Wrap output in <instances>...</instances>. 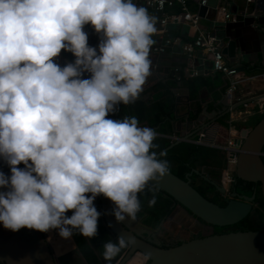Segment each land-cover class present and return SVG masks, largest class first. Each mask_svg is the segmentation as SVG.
<instances>
[{"label":"clouds","instance_id":"clouds-1","mask_svg":"<svg viewBox=\"0 0 264 264\" xmlns=\"http://www.w3.org/2000/svg\"><path fill=\"white\" fill-rule=\"evenodd\" d=\"M85 25L99 34L98 45H89ZM156 31L155 18L134 0H0L5 229L93 238L100 195L113 202L117 223L137 219L139 194L153 191L150 182L162 180L169 163L152 151L155 129L135 116H109L143 92ZM62 50L75 57L63 67L54 60ZM155 202L153 191L148 205ZM133 243L122 234L108 240L103 260L111 264Z\"/></svg>","mask_w":264,"mask_h":264},{"label":"water","instance_id":"water-1","mask_svg":"<svg viewBox=\"0 0 264 264\" xmlns=\"http://www.w3.org/2000/svg\"><path fill=\"white\" fill-rule=\"evenodd\" d=\"M203 1L195 0L199 6L198 15L207 24V28L204 29L206 31L210 29L221 40L220 46L223 55L231 63L239 60L237 64L239 72L264 71V62L262 63L263 68H255L251 58L248 59L250 66L248 68L243 66L246 54L243 43L233 36L236 27L220 22L218 11L209 7L208 0L206 6H200ZM134 2L137 5L141 4V0H134ZM250 5L253 6V11L247 15L244 23L258 22L261 24L260 26H264V0H257L255 4L251 2ZM87 28H91L90 25H85L84 29ZM263 100L264 94L237 103L232 110ZM226 105L228 106V104ZM202 119L199 116L197 120L201 121ZM197 125L198 123L195 124V126ZM196 133L177 139L161 152L166 153L183 142L189 143L190 138ZM240 136L242 145L236 159L235 176L246 183L260 184V193L264 200V117L254 127L242 129ZM161 152L157 153L158 158ZM18 167H24V165L21 164ZM0 171L10 175L9 167L2 160H0ZM195 173L211 182L207 175H203L197 170ZM191 176L192 174H189L187 179L183 180L169 171L162 180L150 182V186L170 196L178 207L190 214L200 226L206 224L211 229L234 226L253 214L256 207L255 192L250 197L231 198L225 207H221L206 199L191 185L189 179ZM218 189L223 195L226 193L221 184H218ZM94 204L100 206L104 226L114 235V240L121 234L134 240L133 244L126 247L127 252L116 264H127L138 254L142 256L147 254L148 262L146 264H264V232L239 231L207 235L164 248L156 235L152 240L148 238L150 234L141 229L143 224L141 226L138 219L117 223L115 217L110 214L114 205L108 198L100 195ZM81 259L84 264H87L83 255H81ZM0 263L57 264V261L42 232L28 228L13 232L5 229L0 223Z\"/></svg>","mask_w":264,"mask_h":264},{"label":"crops","instance_id":"crops-1","mask_svg":"<svg viewBox=\"0 0 264 264\" xmlns=\"http://www.w3.org/2000/svg\"><path fill=\"white\" fill-rule=\"evenodd\" d=\"M188 1L190 9L192 11H198L199 6L195 0ZM217 1V7L223 6L228 13L238 16V22L226 21L221 14L218 15V20L236 27V30L233 31V36L243 43V49L246 54L243 66L248 68L250 66L248 59L251 58L252 61H254L252 63L255 68H263L264 26H260L261 24L258 22L250 24L244 23L247 15L253 11V6L250 5L251 2L255 4L257 0ZM139 6L146 8L145 0H141ZM201 24L202 27L207 28V24L204 21H201ZM90 27L91 28L84 30L89 34V45L96 46L100 37L99 34L95 33L91 25ZM196 32L195 28H190L187 25L172 27V32H170L169 35L171 37L181 38L182 43L169 47L167 52L161 56H152L150 58L152 62L151 65L156 64L157 69L154 70L152 67L150 68L151 74L147 78L143 86L144 90L137 100H145L147 102L151 99V94H145L144 92L150 89L155 83H166L177 79L179 82L177 83V87L173 89V93L177 98V104L173 114L176 130L181 132L182 138L197 132L190 140L195 137L198 139L200 135L205 134L204 141L206 142H224L226 138L235 135V132H230L231 127L235 126L237 131H241L244 128H252L261 115L257 114L249 117L243 123H231L230 105L226 99V86L222 76L211 71V62L209 59L204 60L206 57L204 58L203 52L198 51L193 59H190L183 51V44L192 43L195 39ZM208 32L212 33L210 29ZM152 38L154 40L153 45H161L163 43L160 36H153ZM64 53L65 64L75 59L73 54L65 50ZM225 59L228 65L236 69L239 68L237 66L239 60L235 63H231L227 57H225ZM193 71L203 72V74H199V76H202L205 80V85L199 91L196 101L190 98L189 91L185 86V80H181V77H194L192 75ZM239 73L249 78V80L239 85L235 94L236 99H240V101L243 102L264 94V71ZM196 102H198V104ZM226 104H228V106ZM253 105H264V100L255 102L250 106V110L256 111L257 106ZM196 109L201 110L199 114H196ZM199 116L203 118L201 121L197 120ZM189 118L191 119L189 120ZM196 123H198L197 126H195ZM42 233L56 260L65 261L67 257H75L78 261L80 260L77 254L78 247L72 236L69 239H62L58 235L57 230L54 229Z\"/></svg>","mask_w":264,"mask_h":264},{"label":"trees","instance_id":"trees-1","mask_svg":"<svg viewBox=\"0 0 264 264\" xmlns=\"http://www.w3.org/2000/svg\"><path fill=\"white\" fill-rule=\"evenodd\" d=\"M169 11L173 13L180 12L178 8L170 9ZM170 32H172V28ZM181 80H185V86L189 91L190 98L196 101L198 99L199 91L205 85L204 78L202 76L181 77ZM178 82L179 81L175 79L166 83H155L150 89L144 92L145 94H151V99L147 102L145 100H136L134 103L128 105L121 104L120 110L115 114H110L109 118L115 120L122 119L125 116H135L139 121V126H147L157 131V137L153 141L157 147L152 149V151L159 153L165 150L175 142V140L173 141L170 137L182 138L181 132L176 130L173 118L177 104V98L173 93V89L177 87ZM196 103L198 104V102ZM196 110V114H199L201 111L200 109ZM263 117L264 114L257 119L252 127H254ZM190 119L191 118H189V120ZM193 139L197 138L195 137ZM164 154L165 155L160 156L159 159H166L168 161L169 171L183 180H186L187 176L192 174L189 178L191 180V185L206 199L221 207H225L228 200L231 198H238L239 196L243 197L242 194L244 193H247L249 196L254 192L256 193V198L254 200L256 207L253 213L258 216V222H255L252 219V214L234 226L223 228L214 227L213 230L215 229V232H212L211 235L239 231L264 232V200L260 193V184L246 183L234 176V183L228 191L229 198H225L218 189L222 171L226 167L225 155L222 151L215 148L183 142ZM195 170L203 175H207L211 182L204 180L201 175L195 173ZM153 191L156 195V202L154 205L149 206L148 200L151 199ZM153 191H148L146 189L142 194H139L142 208L137 214V219L142 221L144 227L148 228L149 226H152L159 229L163 221L168 219L173 213L177 203L164 192L157 191L154 188ZM239 192H242V194ZM71 214L72 212L70 210L67 215ZM205 226L208 225L205 224ZM72 237L88 264H102V246L105 242L112 239L111 235L107 232L106 227L103 225L101 216L98 218L97 235L95 237H84L76 230H74ZM91 245L97 248L100 256L94 252ZM126 252L127 248L122 249L121 252L113 258L111 264H116Z\"/></svg>","mask_w":264,"mask_h":264},{"label":"built area","instance_id":"built-area-1","mask_svg":"<svg viewBox=\"0 0 264 264\" xmlns=\"http://www.w3.org/2000/svg\"><path fill=\"white\" fill-rule=\"evenodd\" d=\"M145 5L149 15L155 18L157 31L153 36H160L163 40L161 45L151 46L149 58L161 56L167 52L169 47L182 43L181 38L169 35L173 26L187 25L190 28H195L197 31L195 39L192 43L183 44V51L190 59H193L198 51L203 52L204 58L206 57L204 60L209 59L211 62V71L222 76L226 86V99L230 105L231 123H243L249 117L264 114V105H253L257 106L256 111L250 110L252 104H245L242 108L232 110L237 103L242 102L240 99L235 98L239 85L249 80V78L240 74L236 68L228 65L220 46L221 40L214 33L208 32L202 27V19L199 17L198 11L190 9L188 0H147ZM206 5L207 0L200 4V6ZM175 8H178L180 12L173 13L169 11ZM217 11L226 21L238 22V16L228 13L223 6H218ZM54 60L63 67L65 65L64 50ZM151 67L154 70L157 69L156 64L151 65ZM199 74H203V72L193 71L192 73L194 77L199 76ZM230 132H235V135L226 138L224 142H206L204 141L205 135H200L198 139L189 140L191 144L215 148L224 153L226 167L222 171L220 184L225 190L230 189L234 183L236 159L242 145L240 131H237L234 126L230 128ZM170 138L173 140L178 139L175 137ZM147 262L148 260L145 259L143 264Z\"/></svg>","mask_w":264,"mask_h":264},{"label":"flooded vegetation","instance_id":"flooded-vegetation-1","mask_svg":"<svg viewBox=\"0 0 264 264\" xmlns=\"http://www.w3.org/2000/svg\"><path fill=\"white\" fill-rule=\"evenodd\" d=\"M243 187H244V185H243ZM95 200H97V198ZM94 205L96 206V208L101 213L100 206L98 204H94ZM171 217H173L172 222L168 223V222H170L169 219ZM101 219H102V216H101ZM102 222H103V219H102ZM138 222H140L139 224L142 226V221L140 219ZM103 225H104V222H103ZM177 225H179V226H177ZM141 229L148 231V233L150 234L148 236V238L151 240L153 239L154 235H156V237H159V240L161 241V245L164 248L173 247L177 244L182 243L183 241H186L189 239H194L197 237L211 235L212 232H215V229L213 230L209 226H205V225L200 226L190 214H187L186 212H184L181 208L178 207V205L176 206L173 213L169 216V218L165 219L163 221V223L161 224L159 229L154 228L152 226H149L148 228L147 227L145 228L144 226H142ZM163 229L166 231H171L169 233V238L163 237L161 235V230H163ZM107 232L111 235V239L113 241H115L114 235L112 233H110L108 230H107ZM91 247L94 250V252L98 256H100L97 248L93 245H91ZM77 254L80 258L79 261L75 257H69V258L67 257V258H65V261L64 260L60 261V260H56V259L55 260L57 261V264H84V262L81 259L82 253L80 252L79 248L77 250ZM143 257L145 258V256H143ZM101 261H102V264H107V262H105L103 259H101ZM144 262H145V260L143 261V263Z\"/></svg>","mask_w":264,"mask_h":264},{"label":"rangeland","instance_id":"rangeland-1","mask_svg":"<svg viewBox=\"0 0 264 264\" xmlns=\"http://www.w3.org/2000/svg\"><path fill=\"white\" fill-rule=\"evenodd\" d=\"M208 5H209V7H211L212 8V10H214V9H216V7H217V5H218V1L217 0H208ZM173 140V139H172ZM229 189V188H228ZM228 189L226 190V193L224 194V197L225 198H229V192H228ZM240 194H242V192H239ZM243 196H246V197H250L247 193H244V194H242ZM172 218L173 217H171L170 219H169V221L170 222H168V223H171L172 222ZM252 219L255 221V222H258V216L255 214V213H253V215H252ZM168 225V224H167ZM177 226H179V225H177ZM176 226V227H177ZM175 227V226H174ZM171 230V229H170ZM171 231H166V230H161V235L163 236V237H167V238H169V233H170ZM137 255H135L134 257H136ZM133 257V258H134ZM141 259H143V258H141ZM129 263V262H128ZM127 263V264H128ZM129 264H136V259L134 260V261H131ZM140 264H143V262H141Z\"/></svg>","mask_w":264,"mask_h":264},{"label":"bare ground","instance_id":"bare-ground-1","mask_svg":"<svg viewBox=\"0 0 264 264\" xmlns=\"http://www.w3.org/2000/svg\"><path fill=\"white\" fill-rule=\"evenodd\" d=\"M141 258H143V256H142L141 254H140V255L138 254V255H137L136 257H134L131 261H134V260L136 259V264H140L141 262H143V261L145 260V258H143V259H141ZM131 261H130V262H131ZM130 262H129V263H130ZM129 263H128V264H129Z\"/></svg>","mask_w":264,"mask_h":264}]
</instances>
